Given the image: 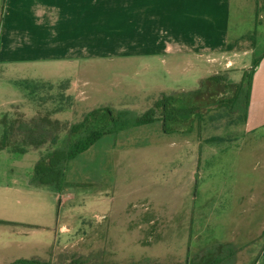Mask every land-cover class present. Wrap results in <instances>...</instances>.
<instances>
[{
	"label": "rangeland",
	"instance_id": "374dc122",
	"mask_svg": "<svg viewBox=\"0 0 264 264\" xmlns=\"http://www.w3.org/2000/svg\"><path fill=\"white\" fill-rule=\"evenodd\" d=\"M250 13V5L234 8V52L216 55L210 69L205 57L191 64L184 55L161 52L114 51L14 71L0 64V137L1 120L8 126L49 117L69 125L103 105L140 112L161 92L195 89L205 81L202 93L187 99L200 107L201 120L188 119L171 134L154 123L104 136L69 162L66 180L77 186L65 193L31 185L36 150L0 148V218L40 226L33 244L49 242L51 250L54 242L53 263L82 255L96 264H185L206 245L232 242L239 248L236 264H254L264 248V127L247 131L241 112L217 103L234 91L229 73L236 69L227 64L249 68L264 53V20ZM122 32L120 38H127ZM214 74H226L232 83L207 80ZM69 79H81L82 86L71 87ZM25 81L33 84L18 86ZM62 137L65 143V130ZM61 196L66 199L60 204ZM61 226L68 227L63 232ZM17 255L43 256L34 249Z\"/></svg>",
	"mask_w": 264,
	"mask_h": 264
},
{
	"label": "crops",
	"instance_id": "0c3cea01",
	"mask_svg": "<svg viewBox=\"0 0 264 264\" xmlns=\"http://www.w3.org/2000/svg\"><path fill=\"white\" fill-rule=\"evenodd\" d=\"M248 5L249 16L264 20V0H0V64L14 71L44 61L75 64L97 55L112 56L114 51L129 55L161 52L184 55L191 64L192 58L205 57L203 62L210 69L216 55L234 52L230 45L232 13ZM123 30L127 38H120ZM229 46L232 50H227ZM229 64L227 69H236V79L234 72L229 73L235 85L248 67ZM81 82L69 79L71 87L82 86ZM1 125L3 131L6 124L2 120ZM244 125L247 131L264 127V56L253 75ZM63 145L62 137L56 146ZM32 150L39 153V159L46 149L31 147L25 153ZM64 199L61 196L60 204ZM37 227L28 220L0 218V264L25 258L15 255L31 249L43 255L36 259L51 260L54 242L51 250L49 242L33 244ZM65 227L60 229L64 232ZM254 264H264V248Z\"/></svg>",
	"mask_w": 264,
	"mask_h": 264
},
{
	"label": "trees",
	"instance_id": "16d2710c",
	"mask_svg": "<svg viewBox=\"0 0 264 264\" xmlns=\"http://www.w3.org/2000/svg\"><path fill=\"white\" fill-rule=\"evenodd\" d=\"M264 53L253 59L249 68L243 71L242 78L234 85L233 94L217 101L218 106H225L231 112H241L246 119L253 75ZM207 80L219 84H231L226 74H214ZM33 81L18 82V86L27 87ZM35 83V82H34ZM205 81L200 86L186 91L161 92L152 105L143 111L131 108H115L109 105L95 107L84 113L81 120L69 125L57 119L41 117L27 122H11L4 125L0 148L25 153L29 148L48 146L35 162L30 179L31 185L47 186L55 192L74 188L77 183L66 180L69 162L87 151L104 136L116 137L131 128L160 123L165 134L178 132L177 125L188 119L201 120L204 113L195 103H187L200 95ZM66 131L67 138L63 146H56L61 131ZM190 132V130L188 131ZM215 140L210 139V142ZM239 248L232 242H213L196 253L186 257L185 264H236ZM8 264H96L89 258L73 255L68 263H53L50 260L20 258ZM139 264H151L140 262Z\"/></svg>",
	"mask_w": 264,
	"mask_h": 264
}]
</instances>
